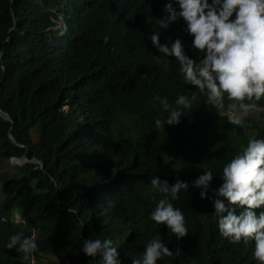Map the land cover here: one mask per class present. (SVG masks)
Masks as SVG:
<instances>
[{"label": "trees", "instance_id": "16d2710c", "mask_svg": "<svg viewBox=\"0 0 264 264\" xmlns=\"http://www.w3.org/2000/svg\"><path fill=\"white\" fill-rule=\"evenodd\" d=\"M168 2L0 0V109L11 118L0 115V156L26 152L43 162L42 167L20 165L25 169L20 183L26 181L24 192L31 195L19 221L12 209L21 188L14 186L0 201V264H38L49 253L57 256L55 264H99L100 257L93 261L82 251L90 238L112 239L121 264H132L154 237L173 252L181 249V255L157 264H260L253 255L254 241L237 244L221 236L213 200L208 208L193 181L206 169L219 171L221 160L250 138L263 139L264 97L245 101L260 114L243 116L244 126L237 127L218 115L206 94L186 84L174 56H163L150 39L158 32L160 42L170 46L177 38H194L185 31L183 18L167 29L159 27ZM173 5L179 10L175 0ZM113 9L118 16L110 18ZM78 11L84 23L66 37L80 52L98 56L85 55L100 71L88 81L74 65L77 53L63 36L57 40L53 27L58 18L65 22ZM189 57L199 61L203 53L195 50ZM193 94L197 99L192 109H184L179 124L156 129L155 120L166 121L169 112L159 101L154 106V96L179 108L177 98ZM239 103L225 96L223 111L236 104L231 110L238 112ZM166 151L173 156L168 159ZM155 176L189 184L171 201L186 218L189 233L182 239L150 219L162 198L151 185ZM57 184L63 187L57 189ZM262 210L264 206L257 212ZM201 213L207 214L206 223L200 222ZM19 232L36 238L33 262L6 247L9 236Z\"/></svg>", "mask_w": 264, "mask_h": 264}, {"label": "clouds", "instance_id": "9594fccd", "mask_svg": "<svg viewBox=\"0 0 264 264\" xmlns=\"http://www.w3.org/2000/svg\"><path fill=\"white\" fill-rule=\"evenodd\" d=\"M175 2L178 3L179 10L174 7L173 0H169L163 9L167 15L158 19L159 27L167 29L172 22L183 18L187 25L185 31L194 37L192 47L203 53V58L196 61L186 55L182 43L185 39L177 38L170 46L162 44L158 32L150 37L153 46L165 57L174 56L183 81L206 94L207 102L218 110L220 117H226L234 126L243 127L245 121L241 114L223 111L224 101L225 96L229 101H239V109L247 114L255 105L245 101H260L264 97V0ZM233 14L235 18L230 19ZM114 16L118 15H115L113 9L110 18ZM84 19L79 11L74 12L65 22L58 18L53 27L57 40H61L63 36L67 47L77 53L72 58L74 65L82 79L88 81L89 76L100 71L95 67L97 64L85 55L98 56L92 52H80L66 37L68 32L82 26ZM63 24L66 26L62 27ZM52 47L55 48L54 41ZM196 99L195 94L191 98L180 95L175 102L180 107L175 108L167 98L154 96V106L155 101H159L162 110L169 112L166 121L159 118L155 120L156 129H164L165 123L179 124L181 115L185 113L184 109H192ZM228 107L231 110L237 105L229 104ZM8 136L11 138L13 135L9 132ZM20 146L23 144L20 143ZM168 153L173 156L172 151H166V157ZM22 155L11 156V159L16 158L21 164H25ZM31 158L33 160L29 162L42 167L41 159ZM221 161L219 171L206 169L204 174L193 181V186L201 189L200 196L207 200L208 208L213 200L214 215L221 236L237 244L241 241L244 244L254 241V258L264 264V210L257 212L264 206V137L250 138L227 160ZM165 162L167 163L166 159ZM151 185L155 192L162 194V198L151 211L150 219L158 225H166L177 240L186 237L189 233L186 218L181 209L174 207L171 201L178 200L181 192H187L189 184L179 178L174 184H170L155 176L151 179ZM62 187L63 185H56L57 189ZM66 210L76 215L75 208L68 207ZM199 220L206 223L207 214L201 213ZM6 247L9 250L15 248L19 256L21 253L24 257L38 250L35 236H25L23 232L10 235ZM82 251L93 261L100 257L99 264H121L120 254L117 247L113 246L112 239H86L83 241ZM179 255V247L173 252L160 238L154 237L146 243L142 256L134 258L132 264H157L158 260L165 257L175 258ZM23 259L33 262L36 257L33 256V260Z\"/></svg>", "mask_w": 264, "mask_h": 264}, {"label": "rangeland", "instance_id": "374dc122", "mask_svg": "<svg viewBox=\"0 0 264 264\" xmlns=\"http://www.w3.org/2000/svg\"><path fill=\"white\" fill-rule=\"evenodd\" d=\"M193 39L194 38L189 37L182 41L185 53L188 56L190 52L197 50L192 47ZM175 63H178V61L175 60ZM230 111L234 114H241L242 116L250 115V116H255V117L259 116V113H260L259 108H257L256 106L251 107L247 114H243L241 110H239L238 112H235L234 110H230ZM31 133L33 136L35 135L38 136V134L34 132V129L31 130ZM171 156H172L171 153L167 154L168 159ZM20 165L22 164L20 163L19 160L11 159V157L4 158L3 156H0V201L7 197V194L9 193V191L12 190L14 186L21 188V194L17 198V202L12 209V217L16 221H19L24 216V206L31 195V194L24 192V189L27 188L26 181L23 182L22 184L20 183L25 173V169L23 168L24 166H20ZM17 223L19 224L20 222H17ZM20 257L33 260L32 254L27 257H24L20 253ZM56 259H57V256L51 253L42 254L38 259L39 261L38 264H55L54 261Z\"/></svg>", "mask_w": 264, "mask_h": 264}, {"label": "water", "instance_id": "95a60500", "mask_svg": "<svg viewBox=\"0 0 264 264\" xmlns=\"http://www.w3.org/2000/svg\"><path fill=\"white\" fill-rule=\"evenodd\" d=\"M0 114L4 118H6L8 120L11 119L10 116H9V114L7 112H3L1 109H0ZM11 138H12V140H15L13 136ZM21 158H22L23 162H25V163L33 160V158H28L26 154H23Z\"/></svg>", "mask_w": 264, "mask_h": 264}, {"label": "bare ground", "instance_id": "6f19581e", "mask_svg": "<svg viewBox=\"0 0 264 264\" xmlns=\"http://www.w3.org/2000/svg\"><path fill=\"white\" fill-rule=\"evenodd\" d=\"M113 42V41H112ZM212 107V106H211ZM15 160H16V158H15Z\"/></svg>", "mask_w": 264, "mask_h": 264}]
</instances>
